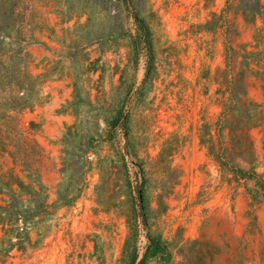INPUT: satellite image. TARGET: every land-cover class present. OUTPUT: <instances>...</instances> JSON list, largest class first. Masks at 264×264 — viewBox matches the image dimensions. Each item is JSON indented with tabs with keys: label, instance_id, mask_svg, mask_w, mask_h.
I'll return each mask as SVG.
<instances>
[{
	"label": "rangeland",
	"instance_id": "rangeland-1",
	"mask_svg": "<svg viewBox=\"0 0 264 264\" xmlns=\"http://www.w3.org/2000/svg\"><path fill=\"white\" fill-rule=\"evenodd\" d=\"M245 2L0 0V264H264Z\"/></svg>",
	"mask_w": 264,
	"mask_h": 264
},
{
	"label": "trees",
	"instance_id": "trees-1",
	"mask_svg": "<svg viewBox=\"0 0 264 264\" xmlns=\"http://www.w3.org/2000/svg\"><path fill=\"white\" fill-rule=\"evenodd\" d=\"M245 1H246L245 2L246 10H248L253 15H260L264 19V2H262V0H245ZM139 28H140V33L138 34V36L142 37V35H144V22L142 20L139 21ZM260 37L261 38L264 37V26L260 29Z\"/></svg>",
	"mask_w": 264,
	"mask_h": 264
}]
</instances>
